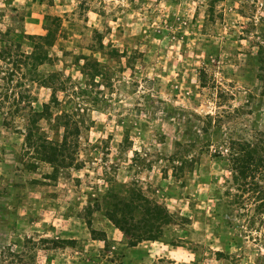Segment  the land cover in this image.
<instances>
[{"label": "rangeland", "instance_id": "rangeland-1", "mask_svg": "<svg viewBox=\"0 0 264 264\" xmlns=\"http://www.w3.org/2000/svg\"><path fill=\"white\" fill-rule=\"evenodd\" d=\"M3 1L0 30L43 34L45 15L61 18L38 71L71 78L81 166L25 168L22 120L0 114V264H264V210L249 222L264 200V0H212L208 15L207 0ZM94 30L105 50L88 49ZM124 45L120 60L101 57ZM82 54L105 62L107 78L83 77ZM29 94L39 109L50 89ZM244 143L263 161L239 185L229 149ZM107 190L121 205L159 204L171 222L131 246L103 213Z\"/></svg>", "mask_w": 264, "mask_h": 264}, {"label": "trees", "instance_id": "trees-1", "mask_svg": "<svg viewBox=\"0 0 264 264\" xmlns=\"http://www.w3.org/2000/svg\"><path fill=\"white\" fill-rule=\"evenodd\" d=\"M213 1L207 0L206 15L212 11ZM3 3L10 5L12 2L4 0ZM10 10H14V7ZM43 29V34H28L22 29H12L9 26L0 30V80L2 81L0 83V114L3 115L2 123L8 125L9 120L19 114L22 120L23 141L18 154L14 153V155L21 161L24 160L25 168L29 166L28 169L35 170L38 167L37 163L41 161L49 166V172H59L69 167L78 169L81 166L76 156L79 122L74 118L73 111L79 109L80 105L67 93L72 85L71 78L65 76L62 71H52L47 74H41L38 71L40 65L51 63L53 60L49 54V48L61 37V18L56 15H45ZM178 35L177 39H182L183 36ZM92 40L93 42L88 47L91 52L98 48L105 50L108 46V44H103L101 34L97 30L93 32ZM24 43L28 49H23ZM126 51V45L122 49L112 47L101 54V57L108 59L114 56L120 60L126 55ZM137 53L139 52L135 49L131 57H135ZM75 59L79 72L83 77L89 76L92 79L91 83H94L96 77L102 80L107 78L105 62L85 54ZM80 60L83 62L80 63ZM197 71L200 85L205 86L203 68ZM33 83L50 89V98L42 103L39 109L33 108L32 96L29 94V87ZM58 92L64 93L65 103L61 104L57 97ZM75 93L72 90L71 95ZM66 99L69 100L67 103L69 106L64 105ZM64 106L74 110L71 111ZM54 108L57 110L55 114H53ZM41 122L46 123L47 130ZM244 144L245 147L240 144V147L235 150L229 149V161L231 162L229 170L233 180L239 185H246L247 179L253 177L261 169L263 161L261 156H257L256 147ZM257 194L256 199H264V189H258ZM106 195L109 196L107 198L112 196V201L105 206L103 213L127 238V243L131 246L142 240L156 239L159 219L163 218L165 224L171 222L165 208L156 203H149L145 198L142 206H131L130 203L121 205L115 194H111L109 190ZM126 207L127 209H124ZM262 210H264V200L251 209L249 222H253L250 216ZM57 242L65 241L58 240Z\"/></svg>", "mask_w": 264, "mask_h": 264}]
</instances>
